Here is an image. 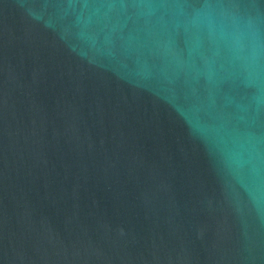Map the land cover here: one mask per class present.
<instances>
[{"label":"water","instance_id":"obj_1","mask_svg":"<svg viewBox=\"0 0 264 264\" xmlns=\"http://www.w3.org/2000/svg\"><path fill=\"white\" fill-rule=\"evenodd\" d=\"M0 264H264V0H0Z\"/></svg>","mask_w":264,"mask_h":264}]
</instances>
